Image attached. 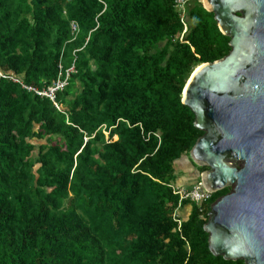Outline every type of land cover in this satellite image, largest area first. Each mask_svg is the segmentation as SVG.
<instances>
[{
    "label": "trees",
    "instance_id": "trees-1",
    "mask_svg": "<svg viewBox=\"0 0 264 264\" xmlns=\"http://www.w3.org/2000/svg\"><path fill=\"white\" fill-rule=\"evenodd\" d=\"M175 1L0 0V264L228 263L203 226L229 187L179 204L175 166L206 168L182 93L230 37Z\"/></svg>",
    "mask_w": 264,
    "mask_h": 264
},
{
    "label": "water",
    "instance_id": "water-1",
    "mask_svg": "<svg viewBox=\"0 0 264 264\" xmlns=\"http://www.w3.org/2000/svg\"><path fill=\"white\" fill-rule=\"evenodd\" d=\"M230 50L189 77L182 102L203 130L189 150L211 193L232 185L208 212V247L225 259L264 264V0H201ZM237 162L240 165H237Z\"/></svg>",
    "mask_w": 264,
    "mask_h": 264
},
{
    "label": "built area",
    "instance_id": "built-area-1",
    "mask_svg": "<svg viewBox=\"0 0 264 264\" xmlns=\"http://www.w3.org/2000/svg\"><path fill=\"white\" fill-rule=\"evenodd\" d=\"M191 0H176L175 1V7L180 12H183L187 10L188 4ZM14 78V77H13ZM66 78H58L56 81L53 82V84L49 85L44 90H37L32 87H27L28 90H33L37 94L41 95H47L50 98H54V91L57 89L62 88L64 85H66L67 81ZM15 81H19L17 78H14ZM149 133H147L146 136H148ZM176 193L179 195V204L183 200H191V201H204L211 196V192L205 189L202 182L198 181L197 183H194L189 189L185 187H176L175 189Z\"/></svg>",
    "mask_w": 264,
    "mask_h": 264
},
{
    "label": "crops",
    "instance_id": "crops-1",
    "mask_svg": "<svg viewBox=\"0 0 264 264\" xmlns=\"http://www.w3.org/2000/svg\"><path fill=\"white\" fill-rule=\"evenodd\" d=\"M188 161H189V160H188L186 157L181 158L180 162L178 163V164H180V165L177 166V164H176V169H177L178 167H180L179 172L182 171V170L185 169V168L191 170ZM184 175H185L186 177L189 178V181H190V182L195 181V178H196V177H189V175H186L185 173H184ZM182 181H183V180H181V182H182ZM190 210H191V207H190V206H185L184 208H182V209H181V215H182V217H186V216L189 214Z\"/></svg>",
    "mask_w": 264,
    "mask_h": 264
},
{
    "label": "rangeland",
    "instance_id": "rangeland-1",
    "mask_svg": "<svg viewBox=\"0 0 264 264\" xmlns=\"http://www.w3.org/2000/svg\"><path fill=\"white\" fill-rule=\"evenodd\" d=\"M193 1L194 0H192L191 1V3L190 4H192L193 3ZM199 1H201V0H199ZM189 4V5H190ZM114 138H116V135H114ZM181 160V159H180ZM180 160H177V162H176V164H177V166H179L180 164H178L179 162H180ZM237 165H240V163L239 162H237ZM176 167V166H175ZM179 169H180V167H178L177 168V173L179 172ZM189 173H190V171H188L187 173H186V175H189ZM200 181V180H199ZM201 182V181H200ZM197 183V182H196ZM228 187H229V191L231 190V188L233 187L232 185H228ZM214 193V192H213ZM195 203H199V201H195ZM180 212V211H179ZM192 248H194V246L192 245ZM241 260L245 263V264H247L246 262H245V260H243V259H233V260H228V263L227 264H243V262H241ZM226 264V263H225Z\"/></svg>",
    "mask_w": 264,
    "mask_h": 264
},
{
    "label": "flooded vegetation",
    "instance_id": "flooded-vegetation-1",
    "mask_svg": "<svg viewBox=\"0 0 264 264\" xmlns=\"http://www.w3.org/2000/svg\"><path fill=\"white\" fill-rule=\"evenodd\" d=\"M190 173H189V177H196L198 174L196 173V170L194 171L193 167H190Z\"/></svg>",
    "mask_w": 264,
    "mask_h": 264
},
{
    "label": "clouds",
    "instance_id": "clouds-1",
    "mask_svg": "<svg viewBox=\"0 0 264 264\" xmlns=\"http://www.w3.org/2000/svg\"><path fill=\"white\" fill-rule=\"evenodd\" d=\"M191 1H192V0H191ZM191 1H190V2H191ZM190 2H189V3H190ZM188 6H189V4H188ZM11 76L14 77V78H17V76H16L15 74H13V73H12ZM17 79H19V78H17Z\"/></svg>",
    "mask_w": 264,
    "mask_h": 264
}]
</instances>
